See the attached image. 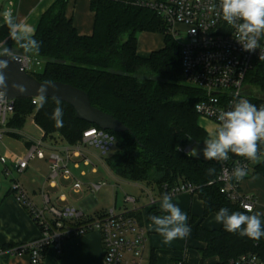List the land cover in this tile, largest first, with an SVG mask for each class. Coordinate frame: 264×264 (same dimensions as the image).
Listing matches in <instances>:
<instances>
[{
  "label": "trees",
  "instance_id": "obj_1",
  "mask_svg": "<svg viewBox=\"0 0 264 264\" xmlns=\"http://www.w3.org/2000/svg\"><path fill=\"white\" fill-rule=\"evenodd\" d=\"M68 2L55 0L41 15L34 34L41 44L38 55L23 53L9 39L5 22L0 24V42L7 41L17 55L42 61V71H27L37 80L62 82L85 91L93 106L112 114L128 127L121 133L108 130L115 135L117 143L105 158V164L115 176L152 189L179 181L189 182L203 201L204 216L216 214L221 208H227L230 213L245 212L227 197L223 184L217 180L219 162L177 150L191 141H204L208 133L199 124L195 110L203 93L186 82L180 46L166 32L164 21L150 9L117 1L90 0L93 31L83 35L66 14ZM142 32L162 34L163 47L141 56L138 35ZM247 83L264 99V62L254 65ZM55 100L47 98L45 106L37 111L32 98L15 99L9 127L21 129L34 112V122L45 138L58 133L74 144L87 128L97 126L79 119L75 109L61 101L63 127L57 128L51 118ZM258 148L262 159L254 164L251 173L264 178V144ZM209 168H215L213 175L208 174ZM130 214L142 222L141 212ZM148 215H158V212L151 209ZM190 223H195L192 217ZM195 236L204 244L202 258H216L214 264H232V260L247 253L264 255V237L257 241L229 233L223 226L207 229L200 223L196 224Z\"/></svg>",
  "mask_w": 264,
  "mask_h": 264
},
{
  "label": "built area",
  "instance_id": "obj_2",
  "mask_svg": "<svg viewBox=\"0 0 264 264\" xmlns=\"http://www.w3.org/2000/svg\"><path fill=\"white\" fill-rule=\"evenodd\" d=\"M152 10L160 17L166 32L174 37L180 46V56L185 80L191 86L202 91V98L196 103L195 110L203 117L218 124L217 115L221 111L230 110L239 99L244 98L256 105L264 107V99L257 97L247 83V76L254 65L264 62L259 59V49L245 52L235 40V31L218 15L219 0H109ZM14 2L10 1V5ZM261 51L264 52V38L260 40ZM26 71H30V57L20 55ZM36 64L39 60L35 59ZM33 71V70H31ZM33 100V98H32ZM15 111V99L0 102V142L8 133L23 135L20 129L9 127L8 122ZM28 147L23 155L13 154L11 157L0 156L4 165L3 174L12 175L8 166L9 158L18 173L25 172L34 159H47L49 174L41 191V205H38L17 179L12 178L11 192L40 228L38 239L12 245L0 244V254L28 255L30 264H44L45 253L49 247L61 253V244L68 238L91 231H99L102 236L104 257L102 264H150L147 259V232L139 219L130 214L139 211L113 207L95 214H87L79 206L61 205L65 195L53 198L46 190V185L56 186L60 179L71 180L72 189L81 192L85 183L79 176L86 171L81 166H91L92 173H97V165L92 158L94 154L105 164L116 147V137L99 126L87 128L82 138L74 144L63 143L55 146L47 141L44 132L41 136L28 139ZM264 142L259 143L263 145ZM94 149V150H93ZM192 145H185L180 151L188 153ZM93 150V151H92ZM94 151V152H95ZM260 158V157H259ZM220 163L217 180L223 184L227 197L241 206L247 204L255 210L257 198L241 189L242 181L247 178L256 162L244 157L232 158ZM247 169L248 175L242 181L231 177L234 167ZM81 169L78 174L73 170ZM107 183L105 181L89 182L88 189L99 191ZM148 198L144 206L149 212L157 203L156 194L148 187H142ZM195 186L189 182L179 181L176 184H164L157 191L163 196L171 197L180 193H194ZM135 195L126 193L125 203L136 205ZM148 214V213H147ZM182 264V263H178ZM232 264H264V255L258 253L243 254L232 260Z\"/></svg>",
  "mask_w": 264,
  "mask_h": 264
},
{
  "label": "crops",
  "instance_id": "obj_3",
  "mask_svg": "<svg viewBox=\"0 0 264 264\" xmlns=\"http://www.w3.org/2000/svg\"><path fill=\"white\" fill-rule=\"evenodd\" d=\"M10 1L14 2L12 5V15L15 21L17 23H26L36 30L41 15L55 0ZM66 14L72 19L73 24L80 34L89 35L92 33L94 25V12L90 8V0H69ZM4 22L3 17V19H0V24ZM142 34L141 47L139 46L138 39V53L141 56H148L153 50L163 47L164 38L163 43L160 44L154 42V39H156L154 35H152L154 33L142 32ZM153 42L155 43L154 45ZM216 126L217 125L215 124V127ZM20 131L23 134L22 136L8 133L17 139H22L23 144L21 147L17 146L13 150L10 149L7 157H11L13 154L23 155L29 145L28 139L39 137L43 133L42 129L34 122V115L27 117L26 123ZM261 159L262 157L259 158V160ZM43 161L44 159H37L36 164L34 165L41 166ZM31 163L32 162H30L29 168L31 167ZM47 164L49 168L48 160ZM8 166L12 169V171L15 170L11 158H9ZM82 167L83 166H81V168ZM3 169L4 165L1 170V176H5L3 174ZM48 174L44 178L38 179L33 177L29 186L22 183L24 188L29 192L31 198L38 205H41V191L46 183ZM86 176L87 172L85 176L81 177ZM4 179H7V177L5 176ZM132 183L138 185L139 188H141L142 193H145L142 187L147 186L136 182H131L129 184ZM10 188L11 182L0 179V244L12 245L38 239L41 235L39 226L34 221L29 211L19 202L16 195L11 192ZM148 188L152 189V187ZM241 189L243 192L254 195L257 198L258 202L254 210L255 213L259 212L264 214V178L259 175H252L251 173L242 181ZM46 190L48 192H52L54 195L52 196L53 198H58V196L64 194L65 200L58 202L61 205L79 206L90 215L101 212V210L89 207L90 205L83 203L82 200H80V197L76 199L72 198V193L76 191L72 189L71 180L60 179L56 186L46 185ZM152 190L157 197V203L153 209L158 212L157 216L164 215L165 213H163L160 208V202L163 196L158 193L157 188ZM78 193L80 194V192ZM137 199L140 201L139 196ZM73 201L76 202L74 203ZM138 201L136 205H132L130 208H125L129 210L138 208L139 212L142 214L143 219L141 223L147 232L145 255L149 262L151 259L152 264H214L217 261L216 258H202L201 249L204 247V244L197 240L195 236V227L198 223L207 229H217L222 225L215 221V213L204 216L203 201L196 193H180L172 196V202L188 216L187 224L190 227V232L186 238L176 239L171 244H165L163 242V237L155 232L154 228L151 227L152 221L150 216L147 214V209L144 208V206L148 203V199L146 202L140 201L141 203H138ZM105 210L106 209L102 211ZM191 217L195 221L194 224L190 223ZM261 220L264 222V215L261 216ZM103 257L104 251L102 236L99 231L95 230L63 241L61 244L60 254L57 253L55 248L49 247L45 253L44 264H102ZM0 264H30V258L28 255L13 256L2 253L0 254Z\"/></svg>",
  "mask_w": 264,
  "mask_h": 264
},
{
  "label": "clouds",
  "instance_id": "obj_4",
  "mask_svg": "<svg viewBox=\"0 0 264 264\" xmlns=\"http://www.w3.org/2000/svg\"><path fill=\"white\" fill-rule=\"evenodd\" d=\"M5 24L9 28L11 39L25 54L38 55L41 44L34 38L35 29L26 23H17L10 12L4 14ZM218 15L235 31V40L245 52H254L259 49V59H264V52L260 48V40L264 38V0H219ZM7 57L8 59H2ZM9 61L21 63V58L8 47L7 41L0 42V102L5 101L8 92L7 78L4 71L8 68ZM52 81H45L37 88L33 97V104L37 111L47 103L48 88ZM12 87L23 93L22 85L13 84ZM55 108L51 118L57 128L63 127V107L59 99L55 100ZM218 124L205 139L202 155L205 160L225 162L230 159V153L244 157L249 161L259 160V143L264 142V107L257 108L247 99L237 100L230 110L221 111L217 115ZM191 139V138H189ZM179 149V146L177 147ZM188 156L196 157L197 149L193 148ZM215 168L207 170L209 175L215 173ZM248 175L245 167L233 168L231 177L242 181ZM245 212H229L221 208L215 215V221L221 224L225 231L239 234L253 240L264 237V222L262 213H253L250 205H242ZM160 208L164 215H153L151 227L163 237L165 244H171L176 239H184L190 232L187 224L188 216L172 202L169 194H164Z\"/></svg>",
  "mask_w": 264,
  "mask_h": 264
},
{
  "label": "rangeland",
  "instance_id": "obj_5",
  "mask_svg": "<svg viewBox=\"0 0 264 264\" xmlns=\"http://www.w3.org/2000/svg\"><path fill=\"white\" fill-rule=\"evenodd\" d=\"M12 5H10V0H0V19H3L4 13L5 12H10L12 13ZM142 33L138 35L139 39V46L141 47L142 43ZM156 39H154L155 43H163V38L159 33H154L152 34ZM153 42V45L155 44ZM145 43V42H144ZM157 45V44H156ZM31 63H30V71H42L43 69V63L42 61L39 60V64H36V61L33 57H30ZM254 93L257 97H262L261 94L257 92V90L254 88ZM34 114V112H33ZM31 114V115H33ZM30 115V116H31ZM199 124L208 132H212L215 129V124L214 122L207 120L203 117H199ZM19 140V141H18ZM47 141L51 143L52 145L59 146L62 145L63 143H67V141L58 133H54L53 137L47 138ZM22 139H17L14 136H11L9 134H6L4 136V139L2 142H0V156H7L8 153L10 152V149H15V147L22 146ZM189 145H192V149L195 148L197 149L198 155L196 157L203 158L202 155V149L204 148V142H196V141H191ZM9 150V151H8ZM94 150V149H93ZM92 150V151H93ZM95 151V150H94ZM93 151L92 158L95 161L97 165V174L92 173L91 171V166H83L81 169H85L87 172L86 177H81L79 176V172L81 169L78 170H73L80 179L85 183L83 190L80 192H74L72 193V198L76 199L80 197V200H82L83 203L90 205L89 207L98 209V210H104V209H110L113 207L120 209H124L125 207H132L131 203H125L124 202V196L126 193L133 194L135 196H139L141 202H146L147 201V196L145 193H142L141 188H139L138 185L135 184H129L131 182H128L127 180L120 179L117 176L114 175L112 170L104 163H101L98 158L94 156L98 152ZM98 155V154H97ZM36 160H32L31 162V167L26 171L21 173H18L16 170H13L12 175L10 177L7 176V179H4L5 176H1L2 174V167L3 164L0 161V179H3V181L11 182L12 178H17L20 180L21 183L27 184V186L30 185L31 179L33 177L36 178H44L47 176L49 173V168L47 164V159H44L42 162L43 164L40 166H36ZM19 176V177H18ZM11 180V181H10ZM100 181H105L107 184L103 186L99 191L93 192L87 187V183L89 182H100ZM73 192V191H72ZM51 196H54L51 191H49ZM72 199V200H73ZM138 201V203H141ZM74 203L76 201H73Z\"/></svg>",
  "mask_w": 264,
  "mask_h": 264
},
{
  "label": "water",
  "instance_id": "obj_6",
  "mask_svg": "<svg viewBox=\"0 0 264 264\" xmlns=\"http://www.w3.org/2000/svg\"><path fill=\"white\" fill-rule=\"evenodd\" d=\"M17 55V54H16ZM20 58L21 56L18 55ZM2 59H8L3 57ZM8 83L7 99L33 98L38 87L44 82L37 80L28 73L22 63L9 61L8 68L4 71ZM18 84L25 88L23 93L16 91L12 85ZM47 98L59 99L71 105L76 116L88 123L95 124L102 129L112 130L121 133L128 130V127L115 116L107 113L91 104L88 94L72 85L62 82H52L48 88Z\"/></svg>",
  "mask_w": 264,
  "mask_h": 264
}]
</instances>
